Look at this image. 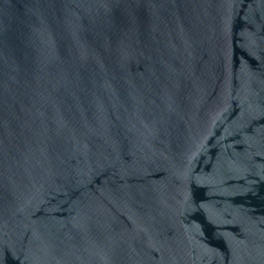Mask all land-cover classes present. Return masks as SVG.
<instances>
[{
  "label": "water",
  "instance_id": "obj_1",
  "mask_svg": "<svg viewBox=\"0 0 264 264\" xmlns=\"http://www.w3.org/2000/svg\"><path fill=\"white\" fill-rule=\"evenodd\" d=\"M0 264H264V0H0Z\"/></svg>",
  "mask_w": 264,
  "mask_h": 264
}]
</instances>
